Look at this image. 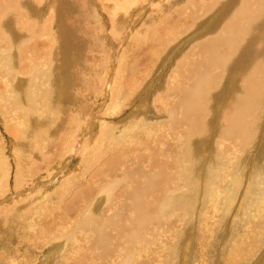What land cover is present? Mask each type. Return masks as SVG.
<instances>
[{
    "label": "rangeland",
    "instance_id": "rangeland-1",
    "mask_svg": "<svg viewBox=\"0 0 264 264\" xmlns=\"http://www.w3.org/2000/svg\"><path fill=\"white\" fill-rule=\"evenodd\" d=\"M178 1L56 0L54 10L44 8L41 14L43 18L50 15L49 25L52 24V33L58 31L65 36L64 39L56 38L58 43L56 42L57 49L53 56L60 55L55 58L56 68L51 66L35 68L40 73V78L33 80L30 77V72L26 73L22 70L19 73L16 71L19 69L6 68V57L0 58V71L2 70L0 72V227L2 226L0 228V264H94L99 262L102 256L99 258L93 252L87 251L88 244L82 247L83 251L87 252L86 254L83 251L81 253L82 249L77 251V249L69 248L73 251L69 252L70 244L65 245L64 242L67 238L60 237L70 235L68 232L62 231V227L72 226L71 222L78 220L82 214L89 219L94 227L103 225L105 213L115 212L119 203L128 201L125 198L108 200L109 197L102 196L97 190L101 185L96 175L100 171L104 172L103 163L116 156L115 148L117 147L125 149L129 157L139 154L145 156H141L140 163L131 160L129 165L131 174H135V168H140V171H146L149 168L148 164L152 162L153 157L152 155L146 156V148H150L152 154L159 158L162 157L163 148L177 154L178 149L184 151L188 147L192 150V154L195 153L184 168L186 174L183 178L188 179L183 184L172 186L167 190L166 201L163 202L162 207L164 217L162 220H158V228L162 233H165V238L163 234L161 237L156 235L153 251H141L147 256L136 261L138 264L143 261H147V264H264V103L256 114V126L250 132L251 137L255 133V138L247 142L245 147L242 146L243 150L242 147L237 148L236 144L231 142L229 143L230 148L224 143L217 142L219 117L222 111L229 110L227 105L232 93L240 90L242 82L240 72L237 75H231L230 72L224 80L220 81L219 93L223 91L222 97L218 101L220 104L213 105L217 99H213L216 100L213 102L209 98L206 99V102L210 101L211 103H209V110L205 112L204 116L210 122L209 133L207 132L204 136L205 139L200 138L198 133L188 136L187 140L171 137L177 135L166 132V128H164L165 133L157 134L156 138L152 137L154 139L149 140V144H146V141L132 143L131 146H134V150L126 145L127 142L123 143V141L108 146V140L105 139L108 131H114V135L118 136L123 123L129 120L133 122L135 115H141L136 117L139 118L135 120L136 123L138 121L145 122V124H138L136 129L146 125L142 128L145 130L144 128L149 123L161 124L162 119L171 110L170 97L164 92L160 96L165 98L166 105L158 110L160 101L157 98L160 88L170 79L169 74L178 63V57L181 55L179 53L193 45V40L198 34L178 43L176 46L179 47L165 49L166 51L164 50L165 52L163 51L161 54L159 66L154 64L148 69L149 72L146 70L137 73V75H143L142 79L136 76L137 79L134 77L125 80L127 75L125 71L130 70L132 66V61H130L132 57L130 58L128 54L131 51L127 53L129 46L135 43L134 39L130 42L132 37H135L140 30L146 31V28H149L148 23L156 25V22H160L163 17L166 20L163 8L165 12H171L174 10V6L179 5L178 7H180L181 4L177 3ZM184 1L181 0V3L183 4ZM154 2L160 4L156 6ZM29 10L35 12L31 7ZM6 11L8 12V10ZM156 11L158 17L152 21V18L157 16L155 15ZM185 11L201 12L197 6V0H193L188 8L180 12L182 20H185ZM47 12L51 13L46 14ZM78 19L83 20V27L86 26V30H90L88 36L83 32H76L78 25L79 27L81 25V21L78 22L79 24L77 23ZM41 21L43 24V20ZM67 22L71 24H67ZM216 24H218L217 19ZM259 27H264V24H260ZM6 33L9 35L10 32L6 29ZM11 38L13 39L12 36ZM59 43L69 44L71 51L63 49ZM52 46L54 45L52 44ZM93 48L95 49V53L93 52L92 55L93 59L95 58L94 62L87 65L84 57L87 55L90 58ZM134 48L136 47H133L132 51ZM124 52L128 57H124ZM0 55L2 56L3 52H0ZM45 58L49 59L51 64V55L45 54ZM163 58L165 59L162 60ZM167 58L171 60L169 61ZM8 59L12 61L9 57ZM77 59L83 64L82 62L78 63ZM121 59L126 62L121 64ZM18 76L19 79H17ZM78 76L83 78L78 80L82 83L80 88L77 84ZM46 77L49 79L43 80ZM86 77L93 80V85L88 82ZM57 78L61 79L58 86ZM120 80L122 82L115 85ZM124 80L130 81V84L125 85ZM18 83L21 88L16 86ZM89 84L91 85L90 89H88ZM23 87L28 90L27 94L22 89ZM63 90L66 94L63 93ZM112 90L114 93L110 95L109 92ZM217 92L213 90L211 94ZM89 93L90 95H87ZM29 98L32 100V104H29L30 107L27 104ZM111 98L113 100H110ZM54 106H61L62 111L58 114ZM112 116H115L114 119ZM179 117V114H175L172 121ZM114 122L119 126H116ZM49 125H52V130L49 129ZM108 126L113 129L111 130ZM186 128L187 126L182 124L177 134L182 135ZM99 131H102L100 137L98 136ZM136 135L144 136L146 133ZM135 136L134 138H136ZM25 137L24 141L26 142H23L21 139H25ZM92 137H96V140ZM37 139L40 140L37 141ZM156 139H158L157 145L153 143V140ZM30 143L32 144L30 145ZM151 143L153 144L151 145ZM181 143L185 145L180 146ZM140 146L144 149L141 150ZM21 150L23 154H21ZM28 150L32 152L28 153ZM134 151L139 154L136 155ZM122 160V156H119L118 160L114 161L117 165V172ZM22 161L25 164L23 166L20 164ZM135 164L137 166L134 168ZM144 164L145 166L147 164V168ZM46 165L50 167L46 168ZM122 167L124 168L123 164ZM31 168L32 170H30ZM18 169H21V173ZM16 173H20L19 179L16 178ZM93 174H95L96 182H91ZM91 185L95 189L88 198L91 204L88 205L87 211L84 210V213L82 212L80 216L76 217L81 204L83 203L86 207V204L89 203L81 191ZM78 191L81 194L79 193L75 202L74 199ZM93 205L95 206L93 207ZM60 211L63 212L60 213ZM66 223L68 224L66 225ZM105 229L106 233L111 234L109 228ZM106 233L102 239L108 243L109 240L105 238L109 235ZM84 235H89V231L80 229L73 236L81 238ZM112 236H110V244H115L116 239ZM57 237L59 239H56ZM48 242L52 244L51 248ZM66 243L71 242L67 240ZM74 246L76 247V244ZM70 253L75 256L73 257ZM116 254L117 259L114 261L112 258L114 255L111 254V258L106 260L107 264H116L118 259L122 260L124 264H128L129 255H134V251L131 250L130 254H127L119 250ZM87 259H90V262ZM238 259L240 260L236 261Z\"/></svg>",
    "mask_w": 264,
    "mask_h": 264
},
{
    "label": "bare ground",
    "instance_id": "bare-ground-1",
    "mask_svg": "<svg viewBox=\"0 0 264 264\" xmlns=\"http://www.w3.org/2000/svg\"><path fill=\"white\" fill-rule=\"evenodd\" d=\"M192 1L193 0H185L182 4L181 0H179L177 3L181 4L180 7H178L179 5L177 7L174 6V10H172L171 12L169 11L165 12L163 8L164 14L166 13L164 15L166 20L163 17L160 22H156L157 23L156 25H154V23L152 24L148 23L149 28H146L147 29L146 31L144 30L138 31L135 37L133 36L132 39L130 40L131 42L134 39L135 43L130 45L129 49H127V53L131 51L130 52L131 54L130 53L128 54L130 58L132 57L130 60L132 61L131 62L132 66L130 70L125 71L127 73L125 80H129L130 78L133 79L136 76H138L139 79H142L143 75H137V73L145 72L146 70L148 71V69L151 68L154 64L159 66L160 64L159 60L162 58L161 54L163 53L165 49H170L171 47L174 48L181 41H184L185 39H189L198 34L197 37L193 40V43H192L193 45L189 46V48L185 50L184 52L179 53L181 55L179 57L177 56L178 63H176L174 68H172L173 70H171V74H169L170 79L167 81V83L162 84L163 87L160 88L161 90L159 91L158 98H157L160 101V105H158V110H161V107L166 105L165 98L163 99L160 96L161 94L163 95L164 93H166L170 97L171 110L168 112L167 116L162 119L163 122L161 124H156L155 122H154L155 124L154 123L147 124V127L144 128L145 130H147V132H145V130L142 129L146 125L142 126V128L136 129L138 124H145L144 121H138L137 123L135 122V120L139 119L136 117H140L141 115L139 114V115L133 116V118H135L133 119V122L129 120V121L124 122L123 125L121 123L122 125L121 131L119 129V132L121 133L118 136H116V134L114 135V131L107 132V134L105 135L106 136L105 139L107 138L108 140L107 141L108 146L116 142H122V141L123 143L127 142L128 144L126 145H128V147H131L132 149L134 146H131V144L136 141L137 142L146 141L145 143L149 144L150 143L149 140L156 138L157 134L163 133L164 128H166L165 129L166 132L168 133L170 132L173 135H177V136H171V137L182 138V139L187 140L188 136L198 133V136H200V138L205 139L204 136H206L207 132L209 133L208 130L210 126V122L208 121L209 119L204 117L205 112L209 110V103L216 101L213 99H217V102L214 103L213 105L217 106L218 104H220V102L218 101L220 100L223 94V91L219 93V86H221L220 81L224 80L226 76H228L227 74H229L230 72H231V75H237L239 74L238 72H240V75L242 77V82L240 85V90L238 91L236 90L234 94L232 93L230 97L231 98L229 100L230 102L227 105L229 110L222 111L219 117L220 120L218 123L217 142H219L220 144L222 143L226 144L228 148H230L229 143L231 142L233 144H236L237 148H241L242 146L247 145L246 144L247 142L252 141V139L254 140L255 133L253 137H251L250 132L254 128V126H256V123H255L256 114L258 113L262 104L264 103V27H259L260 24H264V0H197V6L201 12L190 13V12L185 11V14H184L185 20H182L181 16L179 15L180 12H183L186 8H188L189 4ZM54 3H56V0H0V15H1L0 16V52H3V55L2 56L0 55V58L6 57V62H7L6 68H14L15 70L19 69V70H16L19 73L22 70L26 71V73L30 72V77L33 80H36V79L39 80L40 78L39 76L40 73L37 71L38 68L42 66L43 67L51 66L54 69L56 68L57 62L55 58L60 56V55L53 56L54 51L57 49L56 38L58 40L62 38L64 39L65 36L61 35L58 31L52 33L53 31V29L51 28L52 24L49 25V23L51 22L49 20L50 15L49 16L46 15L48 16L47 18L41 17L42 16L41 14L44 8H46V10H50V9L51 11L52 9L54 10ZM159 4L157 3L155 5L157 6ZM29 7L33 8L35 12L30 11ZM6 10H8V12ZM50 13L47 12L46 14H50ZM155 15L157 16L153 17L152 21L157 19L158 17L157 11ZM216 19L218 20V24H216ZM41 20H43V24ZM80 21H81V25L79 27L78 24L80 23ZM82 21L83 20L81 19L77 20V23L78 22L79 23L77 24L78 27L76 29V32H83L84 34H86V36H88L90 34V30H86L85 28L86 26L83 27ZM67 24H71V23L67 22ZM6 29L10 32L9 35L6 33ZM60 29L63 30V28H60ZM11 36L13 37V39L11 38ZM91 37H92V34H91ZM51 43L54 46H52ZM65 43H59V44L63 46V49L64 48L70 49L69 44H65ZM133 47H136V48H134V50L132 51ZM176 47H179V46H176ZM51 49H52V52H51ZM94 51L95 49L92 52H90V55H91L90 58L87 55L86 57H84L87 61V65L92 64L94 62L93 60L95 58L93 59L92 57ZM125 53L126 52H124V55H125L124 57H128V55ZM45 54L51 55V60H52L51 64H50V60L45 58ZM168 55L170 56V54ZM8 57L12 61H10ZM164 59L165 58H163L162 60ZM77 62L80 63L82 61L77 59ZM124 62H126V60L121 59V64L122 63L124 64ZM79 76H78L79 79H77V84H78V87L80 88L82 83L79 81L81 80L82 77H79ZM86 78L88 79V82L91 83V85H93L94 83L93 80L88 77ZM17 79H19V76L17 77ZM48 79L49 77H46L45 79L43 78V80L45 81H47ZM122 80L118 81L115 85L121 83ZM125 80H124L125 85L130 84V81H125ZM60 81L61 79L57 78L56 80L57 86L59 85ZM82 81L84 83V80ZM113 81H114V78H113ZM19 84L20 83H18L16 86L20 87ZM91 85L89 84L88 89L91 88L90 87ZM136 88H137V84H136ZM22 89H24L25 94H27L28 90H25L24 87ZM145 89L147 90V88ZM115 90H116V86H115ZM213 90L218 91V92L211 94ZM113 91L114 90L109 92L110 95L114 93ZM122 92L123 90L121 91V93ZM63 93H65L64 90H63ZM123 94L122 96H124ZM87 95H90V93ZM92 97L94 98V95ZM60 98H61V95H60ZM103 98L105 99L106 97H103ZM208 98L211 100V102L210 101L206 102V99ZM110 100H113V99L111 98ZM27 104L28 106L29 104H32V100L30 98ZM114 104L116 105L115 101H114ZM54 107L57 109L58 114L60 113V111H62L60 108L61 106L60 107L54 106ZM109 110H112V109H109ZM108 113L110 112L108 111ZM175 114H179L181 118L180 117L174 118L172 121V118L175 116ZM107 117L109 118L110 116H107ZM113 117L115 116H112V118ZM102 119L104 118L102 117ZM182 124L183 126L184 125L187 126L185 132L183 131L182 135L177 134ZM51 126L49 125V129L52 130ZM116 126H119V124ZM99 132L100 133L98 134V136L100 137L101 136L100 134L102 131H99ZM144 132L146 133V135L144 136L136 135L138 133L145 134ZM134 136L136 138H134ZM165 136L167 135L165 134ZM26 137L25 139H21V140L23 142H26L24 141L26 140ZM92 138L96 140V137L95 138L92 137ZM29 140L31 139L29 138ZM39 140L40 139H37V141ZM95 140H92V141H95ZM157 142H158V139H156L155 141L153 140L154 144H156ZM168 142L166 141V144ZM153 143H151V145ZM31 144L32 143H30V145ZM181 145L184 146L185 144L183 145L181 143L180 146ZM142 149L144 148L142 147L141 150ZM242 150H243V147H242ZM32 151H33V148H32ZM31 152L28 150V153H31ZM161 152H162L161 153L162 157L159 158L156 155L152 154L150 148L148 149L146 148V153H145L146 156L150 157L152 155L153 157L152 162L150 163L148 162L149 168L146 171H140L139 170L140 168L139 169L135 168L137 166L135 164L134 166V168L136 169L135 174H131L129 172V165L131 163V160L135 163H138L139 159L142 158L141 156H144V155L139 154L138 152L134 151L136 155L137 153L139 155L129 157L125 149L121 147L115 148L116 156L112 160L108 159L105 163H103L104 172L100 171L96 175V178L98 181H100L99 184L101 185L100 189H97V190H99V193L102 196L109 197L108 200L112 198L113 199L118 198L119 200L122 198H125L128 201H126V203L123 202L122 204L119 203L118 206L116 207V211L112 213L110 212L111 216H110V213L109 214L105 213L106 217L103 219L104 220L103 225L100 224L102 226L99 225V226L94 227V225L89 222V219L83 216L82 212L88 209L87 208L88 205L91 204L88 198L90 194H93L92 191L95 189H93L91 185L85 188L84 191H81L86 196L89 203L86 204L87 205L86 207L83 203L81 204V208H79V211L76 217L80 216L81 214L82 215L80 216V218H78V220H73L71 222L72 226L67 225L68 223H66L67 226L63 225L64 227H62L63 228L62 231L68 232L70 234V235L63 234L64 236L60 237V238H67V240L71 242V243H66L67 241L66 239H65L66 241H64L65 245L70 244L68 249L73 248L74 250L77 249L78 251V249H82V247H84L85 244H88L87 251H89L90 253L93 252V254H95L96 256H99V258L102 256V259H99V262H96L94 264H107L106 260L107 258H111L110 257L111 254L114 255L112 258L115 261L117 259L116 252H118L119 250H122L123 253H127V254H130V251L133 250L134 255L132 254H130L131 256L129 255L128 264H138V262L136 261H139L143 257L147 256V255L142 254L141 251H144V252L153 251L154 249L153 245L155 244V238L157 237L156 235H160L161 237L163 234V237L165 238L164 236L165 233H162V231L158 228L159 226L158 220H162V218L164 217V209L162 207L164 205L163 202L166 201L165 197L167 196L166 195L167 190L168 188L172 186L183 184L185 180L188 179V178H183L184 175L186 174V171L184 170V168H185L187 161L191 160V158L194 157L193 154L195 155V153L192 154V150L188 149V147H186L184 151L178 149L177 154L176 152L174 154L173 153L174 151L172 152V150L168 151L166 148H163ZM21 154H23V151ZM118 155L122 156L123 160L120 161V163L117 162L120 164V167L118 169L119 171L117 172L116 171L117 165L114 161L118 160V157H119ZM23 158L24 157L22 156V159ZM20 164H22V166L25 165L24 161H22V163ZM122 164L124 165V168L122 167ZM49 167L50 166L46 165V168H49ZM18 170H20V173H21V169H18ZM30 170H32V168ZM19 174L16 173V178H18ZM94 175L95 174H93L92 176V180L90 179L91 182L95 181ZM107 176L108 178L106 179ZM79 193L80 191H78L76 194V198L74 199L75 202H76V199ZM94 206L95 205H93V207ZM61 212L63 211H60V213ZM105 228H109L111 231V234L107 232L109 236L105 238L106 240H109L108 243L107 241H104V239H102L106 233ZM80 229L88 230L89 235H86V236L84 235L81 238L74 237L73 235H75V233H77ZM111 235H113L112 237L116 239V241L113 239L115 241V244L114 243L110 244ZM83 238H87V239L84 240ZM56 239H59V238L57 237ZM78 240H80L81 242L84 241L85 243L82 244ZM74 244H76V247L74 246ZM48 245L50 246L52 244L49 243ZM80 251L82 253L83 249ZM69 252H73V251L70 250ZM83 252L84 254L87 253V252L85 253V251ZM53 254H56V253H53ZM70 254L73 256L72 253ZM239 260L240 259L236 261H239ZM87 261L90 262V259L89 260L87 259ZM142 263L147 264L148 262L143 261ZM90 264H93V263H90ZM116 264H124V263L122 260L118 259Z\"/></svg>",
    "mask_w": 264,
    "mask_h": 264
}]
</instances>
